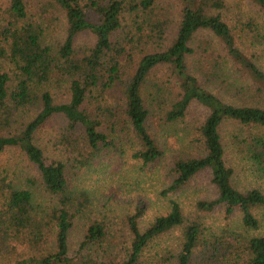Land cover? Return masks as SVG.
Instances as JSON below:
<instances>
[{"label":"trees","instance_id":"trees-1","mask_svg":"<svg viewBox=\"0 0 264 264\" xmlns=\"http://www.w3.org/2000/svg\"><path fill=\"white\" fill-rule=\"evenodd\" d=\"M230 12L227 0H0V154L17 149L36 173L0 171V264H264V190L238 181L264 179V68L245 48L264 51V31ZM52 119L47 156L36 141ZM171 139L190 147L162 193L201 176L212 188L188 209L172 198L140 227L143 209L106 215L71 181L126 143L153 163Z\"/></svg>","mask_w":264,"mask_h":264},{"label":"rangeland","instance_id":"rangeland-1","mask_svg":"<svg viewBox=\"0 0 264 264\" xmlns=\"http://www.w3.org/2000/svg\"><path fill=\"white\" fill-rule=\"evenodd\" d=\"M31 1V0H27ZM232 18L246 23L254 21L264 31V15L251 0H227ZM88 38L84 34L77 38V42L83 43ZM246 49L259 57L258 61L264 68V51L257 46H251L247 41ZM201 110L195 111V117L201 114ZM59 120L52 119L46 124L37 136L36 144L44 149L47 156L58 153L57 141L59 135ZM166 147L165 154L153 163L144 164L131 156L130 144L118 145L115 150H110L89 167L71 175V181L86 189L92 198L93 205L101 213L123 217L132 213L137 207L143 209L140 218V227L146 226L153 218L168 211L169 201L177 199L184 209L192 206L196 199L207 198L212 193V188L204 177H198L183 192L175 194L162 192L169 184V167L177 155L184 148L190 147L186 140H172ZM7 170L9 173L18 172L23 178H34L36 173L34 167L25 156L17 149H9L0 154V171ZM24 181V182H25ZM238 181L240 186H253L264 190V179L252 176L247 171H239ZM30 184V182H28ZM42 191V190H40ZM208 221L222 222V214L208 215ZM263 232L264 230L261 229ZM166 237L163 245L174 244L175 236ZM75 241L78 240L76 229L72 232Z\"/></svg>","mask_w":264,"mask_h":264}]
</instances>
